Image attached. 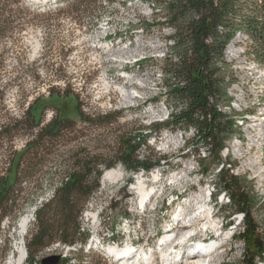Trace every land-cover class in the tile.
Here are the masks:
<instances>
[{
    "label": "rangeland",
    "instance_id": "rangeland-1",
    "mask_svg": "<svg viewBox=\"0 0 264 264\" xmlns=\"http://www.w3.org/2000/svg\"><path fill=\"white\" fill-rule=\"evenodd\" d=\"M170 1L99 0L94 9L78 15L56 9L72 0L64 5L59 0H23L26 9L14 18L16 27L0 37V127L23 119L27 106L36 99L34 113L40 124L29 129L22 123L11 140L0 141V175L9 170L14 154L13 172L20 159L16 202L0 223V264L17 253L22 238L19 220L31 214L22 241L23 264H28L27 244L36 223L37 199L54 192V186L73 170L75 158L88 155L97 162L117 158L123 134L140 135L141 162L154 155L161 157L160 162L149 170L117 162L112 167L122 168L124 176L114 183L103 180L109 168H102L98 185L82 202L79 221L86 241L60 247L56 251L60 264H119L104 249L127 244L148 252L127 264H171L169 255L163 256L158 248L165 226L192 215L197 207L188 208L191 200L209 193L208 202L217 214L213 225L208 224L209 232L217 225L223 237L207 236L205 221L190 230H196V239L226 244L212 259L214 263L245 264L255 256V264H264V68L246 57L243 36L226 47V84L218 106L234 125L222 136L219 154L192 140V128L150 132L147 126L165 119L176 106L167 95V76L162 71L164 58L173 54L168 38L173 34L167 10ZM129 90L138 96L128 98L124 93ZM57 115L67 119L60 134L51 138L39 134ZM30 141L34 144L27 147ZM192 144L200 148L199 154L191 152L188 146ZM189 168L194 172L185 183L170 184L173 174L182 176ZM225 170L239 178L249 197L248 219L222 186ZM153 173L159 174V182L153 180ZM140 175L155 189L144 209L133 189ZM181 194L186 198L177 199ZM171 201H176L173 207ZM178 204L183 211L172 215ZM41 251L34 264L41 262ZM171 253L174 257L175 252Z\"/></svg>",
    "mask_w": 264,
    "mask_h": 264
},
{
    "label": "trees",
    "instance_id": "trees-1",
    "mask_svg": "<svg viewBox=\"0 0 264 264\" xmlns=\"http://www.w3.org/2000/svg\"><path fill=\"white\" fill-rule=\"evenodd\" d=\"M59 1L63 4L68 0ZM97 2L99 0H72L65 7L57 5L56 9L80 15L94 9L93 5ZM22 3L23 0H0V37L16 27L14 18L24 11ZM167 10L173 28V34L168 37L172 41L170 49L173 54L164 58L166 65L162 71L167 76V95L176 106L169 109L165 119L152 122L147 127L156 134L163 129L192 128V140L200 141L212 153L219 154L222 136L229 133L234 125V120L218 106L221 89L226 84L228 62L225 50L234 38L243 36L247 42L246 57L264 68V0H171ZM36 101L29 103L23 119H15L0 127V141L5 138L11 140L16 135L14 130L22 123L29 129L40 124L34 113ZM66 121V118L57 115L41 128L39 134L50 138L57 136ZM141 140L139 134L119 136L118 156L113 161L99 159L101 162H97L88 155L74 159L73 170L65 174L54 197L36 211V223L27 244L28 264H34L35 255L57 240L68 245L85 243L86 235L81 231L79 221L82 202L98 185L102 168H110L120 162L134 169L144 165L149 170L160 162L161 157L156 155L149 157L145 163L141 162L138 154ZM32 144L34 141L26 146ZM190 146L192 153L199 154L197 145ZM15 156L11 159L9 170L0 175V223L18 195L20 159L16 163L17 170L13 172ZM97 165L101 169H96ZM221 183L248 219L249 197L239 178L225 170L221 173ZM242 236L246 237L245 234ZM255 263V256L245 262Z\"/></svg>",
    "mask_w": 264,
    "mask_h": 264
},
{
    "label": "bare ground",
    "instance_id": "bare-ground-1",
    "mask_svg": "<svg viewBox=\"0 0 264 264\" xmlns=\"http://www.w3.org/2000/svg\"><path fill=\"white\" fill-rule=\"evenodd\" d=\"M32 1L35 2V0H32ZM120 61H121V59H120ZM132 83H134V82L132 81ZM124 94L128 98H134V97L138 96L137 94L131 92L130 90L125 92ZM191 172H194V170L192 168H189L188 170L183 172L184 174L182 176H180V174H177V173L173 174L171 177L172 181L170 184L182 185L186 181V176H188L189 173H191ZM123 176H124V171L122 168L111 167L105 171V173L103 175V180L114 183V182H117L119 179H121ZM153 180L155 182L160 181V177H159L158 173H153ZM133 189L135 190V192L139 196L141 206L143 204H146L147 199H149L152 196V193L155 190L154 188H150L147 185V181L143 175H140L138 177V180H137L135 186L133 187ZM175 203H176V201H172L170 204L173 207V205H175ZM210 204L211 203L208 202L207 195L199 194V195H197L196 198L192 199L188 205L189 209H192L193 207H197V208L196 209L194 208L195 210H192V215H191V217H189L187 222L183 223V221H185L186 218L182 217L183 218V221H182L181 218L179 219V217H178V218L174 219L173 223L174 224L176 223V225H174V227L171 230L168 228V226L170 225L169 223H167V225L165 226L166 230L164 231L163 236L160 239L161 249H162L161 254L165 257H167L169 255V257H167V259L168 260L172 259L171 264H205L204 261H205V257H207V255L203 252L210 251V250H213L215 248L213 253L210 255L212 258H214L215 256H217L219 254V252L221 250H223L225 248V246H226L225 243H222L219 246L217 243H215L213 241L205 240L206 244L201 246L200 250L197 252V255L192 257L191 261H185L184 260V257L188 255V251L191 249V244L188 241V234L190 233L189 230H190L191 226L198 224L200 221H205L206 222L205 225H207V226L209 223H210L209 225H211V224L213 225V223L215 222V217L217 214L215 212H213L212 216L210 217V213L214 208ZM182 209H183V205L178 204L173 209L172 215L180 214L181 211H183ZM184 212L186 213L185 209H184ZM31 216H32L31 214H25L19 220L18 233H19V236H21L22 238H20V241L16 245V247L18 249L17 253L15 252L13 255H11L9 257L8 261L6 262V264H23V262L25 260L26 252H24V246H22V241H23L24 235L27 232V229H28V226H29V223L31 220ZM223 228H224V226H223ZM210 229H211V227H209V226L206 228V233H207L206 235L212 236V238H213L214 235H216V233H218L220 228L217 227V225H214V229L209 232ZM221 237H223V233L218 235V240L221 239ZM132 246H133L132 244L131 245L127 244L126 246H122V247L119 245H117V246L116 245H108L105 249V252L108 251L109 254L112 256L124 258V259H126V263H127L131 258H133L137 255V252L133 251ZM70 247L71 246L69 245V248ZM171 251L175 252L174 257L170 256ZM147 255H148V252L142 250L141 253L139 252L138 258L142 259ZM223 255H224V253L220 254V257H223ZM134 260H136V259H134ZM147 263H150V260H148ZM212 264H215L214 261L212 262ZM216 264H221V262L216 263Z\"/></svg>",
    "mask_w": 264,
    "mask_h": 264
},
{
    "label": "built area",
    "instance_id": "built-area-1",
    "mask_svg": "<svg viewBox=\"0 0 264 264\" xmlns=\"http://www.w3.org/2000/svg\"><path fill=\"white\" fill-rule=\"evenodd\" d=\"M61 185V181L56 184V186H54V192L51 194V195H48V196H44V197H39L37 199V202H36V206L37 208H39L40 206L43 205V203L49 201L50 199H52L57 191V188L58 186ZM67 247L69 248V245H66L64 244L62 246L61 242L58 241V242H53L51 243L50 245H47L43 248V250L41 251V255H40V258H39V261H41L44 257L48 256V255H52V254H56V251L60 248V247ZM60 254V253H59ZM36 264H39L38 262Z\"/></svg>",
    "mask_w": 264,
    "mask_h": 264
},
{
    "label": "water",
    "instance_id": "water-1",
    "mask_svg": "<svg viewBox=\"0 0 264 264\" xmlns=\"http://www.w3.org/2000/svg\"><path fill=\"white\" fill-rule=\"evenodd\" d=\"M61 260V255L60 254H52L44 257L41 260L42 264H59Z\"/></svg>",
    "mask_w": 264,
    "mask_h": 264
}]
</instances>
